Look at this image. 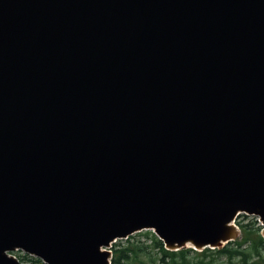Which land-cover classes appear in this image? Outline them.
<instances>
[{
  "label": "water",
  "instance_id": "95a60500",
  "mask_svg": "<svg viewBox=\"0 0 264 264\" xmlns=\"http://www.w3.org/2000/svg\"><path fill=\"white\" fill-rule=\"evenodd\" d=\"M264 239V0H0V264L116 240Z\"/></svg>",
  "mask_w": 264,
  "mask_h": 264
},
{
  "label": "trees",
  "instance_id": "16d2710c",
  "mask_svg": "<svg viewBox=\"0 0 264 264\" xmlns=\"http://www.w3.org/2000/svg\"><path fill=\"white\" fill-rule=\"evenodd\" d=\"M253 223V222H252ZM252 223L239 225L241 237L230 242L220 249H204L201 252L190 248H183L175 252L166 251L161 241L153 233H147L145 237H151L152 246H137L136 243H128L125 247L112 249L111 264H147L144 259L151 256L150 250H158V264H264V239ZM20 262L30 261L39 263L24 255L18 259Z\"/></svg>",
  "mask_w": 264,
  "mask_h": 264
},
{
  "label": "rangeland",
  "instance_id": "374dc122",
  "mask_svg": "<svg viewBox=\"0 0 264 264\" xmlns=\"http://www.w3.org/2000/svg\"><path fill=\"white\" fill-rule=\"evenodd\" d=\"M237 223L239 225H245V224L252 223V226L254 227V229H257L259 231V234H260V231H261L262 227H261V224H260V222L258 221V219L256 217L246 216V215L241 214V215H239L236 218L235 226H237ZM238 229H240V228L238 227ZM147 233H152V232L143 231V232H140V233L133 234L132 236H129L127 239L116 240L111 245V248L109 250L112 253V249L115 247V245L117 247H125L128 243H136L137 246H152L153 243H152L151 237L150 236L149 237H145V235ZM240 237H241V231H240ZM240 237L237 240H239ZM150 252H151V256H150L149 259H153V260H155V262L151 263L150 261H147L146 259H144V260L146 261L147 264H158V262L156 260V258L159 257L158 255H156V254H158V250L152 249V250H150ZM11 255L14 256L18 260L19 258L24 256V253H22L20 251H16V252L12 253ZM21 263H23V262H21ZM24 264H34V263L30 262V261H24Z\"/></svg>",
  "mask_w": 264,
  "mask_h": 264
}]
</instances>
